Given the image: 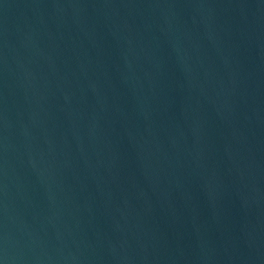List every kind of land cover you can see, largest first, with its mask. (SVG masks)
Returning <instances> with one entry per match:
<instances>
[{"label": "water", "instance_id": "1", "mask_svg": "<svg viewBox=\"0 0 264 264\" xmlns=\"http://www.w3.org/2000/svg\"><path fill=\"white\" fill-rule=\"evenodd\" d=\"M0 264H264V0H0Z\"/></svg>", "mask_w": 264, "mask_h": 264}]
</instances>
